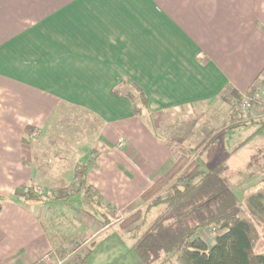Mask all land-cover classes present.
I'll return each instance as SVG.
<instances>
[{
	"label": "crops",
	"instance_id": "crops-1",
	"mask_svg": "<svg viewBox=\"0 0 264 264\" xmlns=\"http://www.w3.org/2000/svg\"><path fill=\"white\" fill-rule=\"evenodd\" d=\"M263 71L264 0H0V264H60L58 233L52 237L47 224L60 230L50 216L57 209L16 191H56L36 136L62 130L69 108L103 123L85 178L109 201V214L122 216L178 157L195 155L189 148L201 140L165 135V142L158 128L189 122L197 128L210 115L217 125L226 122L225 133L241 125L261 129L264 110L233 126L237 99L228 92L248 91L256 81L264 88ZM125 77L144 89L152 117L148 108L135 113L129 86L114 91ZM85 140L78 139L79 147ZM253 145L255 153L264 151V135ZM57 170L61 190L75 171L63 177ZM100 229L97 223L87 233Z\"/></svg>",
	"mask_w": 264,
	"mask_h": 264
},
{
	"label": "trees",
	"instance_id": "trees-1",
	"mask_svg": "<svg viewBox=\"0 0 264 264\" xmlns=\"http://www.w3.org/2000/svg\"><path fill=\"white\" fill-rule=\"evenodd\" d=\"M125 86H129L127 94L135 113H142L149 106L144 89L125 77L114 91L121 93ZM228 94L232 101L240 96L235 90ZM149 114L152 117L150 110ZM259 152L252 155V162L261 168L264 167V151ZM92 164V159L83 163L80 173V189H85L89 199L99 192L85 178L86 169ZM236 175L229 166L228 155L208 168L196 162V155L178 157L168 172L143 191L140 196L143 208L119 221V226L133 241L132 248L141 263L264 264V250H258L264 239V189L251 193L244 204L232 188ZM51 194L34 186L16 191V195L25 200L49 199ZM107 204L111 207L109 202ZM105 210L102 215L107 216L109 210ZM103 221L108 223L106 219ZM206 233L210 234L207 235L209 240ZM94 243L92 241L85 255L78 258L80 264H85Z\"/></svg>",
	"mask_w": 264,
	"mask_h": 264
},
{
	"label": "rangeland",
	"instance_id": "rangeland-1",
	"mask_svg": "<svg viewBox=\"0 0 264 264\" xmlns=\"http://www.w3.org/2000/svg\"><path fill=\"white\" fill-rule=\"evenodd\" d=\"M136 104H138V102H136ZM232 106L233 104L231 105L230 114L234 116ZM69 112V119L71 121L69 124H63L62 130H55L52 135L44 133L41 137L40 134L36 136V139L37 137L40 139L37 144L38 148L44 150L45 153V156L42 155V158H44L42 160V167L45 173L50 172L47 182L52 189L53 187L56 188V193L54 192V194H51V197L49 196L50 200L48 201L47 199L46 201V206L52 205L57 209L55 214L49 213H51V217H54L55 226L59 227L60 230L55 229L53 231L52 224L47 221L50 231L53 232L51 236L53 237L55 233H58V236H54V242L56 243L55 248L58 250V254L55 253L57 256L56 259L62 261V264H80L81 260L79 261L78 258L85 255L91 242L94 241L95 243L91 246V252L87 256L85 264H142L132 248L133 241L119 226V221L130 212L140 209L141 207L143 208L144 202L140 199L138 202H134V205L137 206L125 208L122 212V216H120L121 213L118 215L108 214L110 213L109 211H112V207L108 206L107 203L109 201H107L103 195L99 194L98 196L95 194L92 197L89 194L91 197V199H89L84 193L85 189H80L82 164L89 162L91 157V145L97 139L100 126L102 127L103 123L92 114L84 111L69 108ZM255 112L259 115L262 113V111L257 108L250 113L251 117ZM204 118V122L200 124L197 123V128L194 127L195 122H189V124L183 123L181 125L166 126L162 129L158 128L156 132L162 136L164 141L165 135L168 137H182V139L187 137L191 143H194L200 137L201 140L197 142L196 145L190 146L189 149H193V153L197 157L196 159L203 158L206 159V161L209 160L210 165L219 163L227 154L231 153L230 157L228 156V163L230 168L235 173L237 172V176L232 179V188L237 198L245 204L251 193L264 189V172L262 173L261 171L264 170V167L260 168L258 163H255V161L252 162L253 158L251 157V155L256 152L257 148L255 147L257 145H253L254 142H256L260 136L264 135V125L255 133L253 132L258 126L251 122L248 125H255L256 127L254 130H250L246 125H241L230 128L225 133V128L227 127H225L226 122L217 125V117L210 115L207 117L205 115ZM203 127L207 128V130L204 129V132H202ZM250 134H252V137H250L248 141L242 142L248 138ZM223 135L225 137L219 139L223 137ZM84 137H86V140L82 142V147H79L78 139H83ZM218 143H220L223 148L217 147ZM238 143L241 144L236 148ZM193 147L196 150H194ZM224 147H226V149L223 151ZM202 151L204 153H201ZM220 153L221 155L219 156ZM259 153L257 155H259ZM47 162L49 165H47ZM51 164H54V166L51 167ZM57 169H59L63 177L65 174L66 177L67 175L71 177L74 174L72 171H75L74 178L72 180L69 179L72 182L68 183V187H63L61 190H58V188L63 185H57L55 181L56 172H58ZM52 172L54 178L52 177ZM1 194L3 195V193L0 192V198L3 197ZM57 197H61L64 200L60 202ZM63 202H70L73 206L62 208ZM85 209L88 210L91 215L94 214L96 217L100 216L101 220H108V223H104L103 220L100 222L99 220L87 221L79 212L85 211ZM105 209L109 210L107 216L102 215V212H106ZM65 215H67L68 218L65 217ZM69 218H73L74 222ZM97 223H100L101 229L99 231L95 230L91 235L88 234L87 230L93 228ZM207 235L210 234H205L206 238L209 240L210 237ZM258 250H264V239L258 246ZM63 254H66L67 257H63Z\"/></svg>",
	"mask_w": 264,
	"mask_h": 264
},
{
	"label": "built area",
	"instance_id": "built-area-1",
	"mask_svg": "<svg viewBox=\"0 0 264 264\" xmlns=\"http://www.w3.org/2000/svg\"><path fill=\"white\" fill-rule=\"evenodd\" d=\"M264 79V71L259 76ZM238 99L233 103L234 119L237 122H242L250 117L255 109L260 108L263 112L264 110V88L261 81H256L248 91L239 94ZM38 187L37 190H40ZM63 262L60 261V264Z\"/></svg>",
	"mask_w": 264,
	"mask_h": 264
}]
</instances>
